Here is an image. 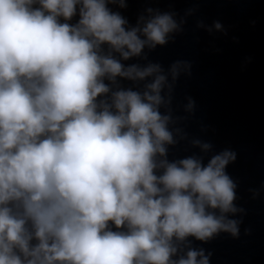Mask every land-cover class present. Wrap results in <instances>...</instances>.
<instances>
[{
	"label": "clouds",
	"instance_id": "1",
	"mask_svg": "<svg viewBox=\"0 0 264 264\" xmlns=\"http://www.w3.org/2000/svg\"><path fill=\"white\" fill-rule=\"evenodd\" d=\"M128 4L0 0V264H210L194 241L239 238L237 154L186 131L191 97L177 114L191 63L149 59L197 9Z\"/></svg>",
	"mask_w": 264,
	"mask_h": 264
}]
</instances>
